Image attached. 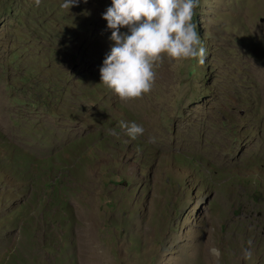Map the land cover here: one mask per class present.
<instances>
[{
  "label": "rangeland",
  "instance_id": "rangeland-1",
  "mask_svg": "<svg viewBox=\"0 0 264 264\" xmlns=\"http://www.w3.org/2000/svg\"><path fill=\"white\" fill-rule=\"evenodd\" d=\"M63 2L0 0V264H264V0H200L205 62L128 102L111 0Z\"/></svg>",
  "mask_w": 264,
  "mask_h": 264
},
{
  "label": "clouds",
  "instance_id": "clouds-1",
  "mask_svg": "<svg viewBox=\"0 0 264 264\" xmlns=\"http://www.w3.org/2000/svg\"><path fill=\"white\" fill-rule=\"evenodd\" d=\"M80 2L88 0H64L61 7L69 9ZM33 3L39 6L41 0ZM199 3L200 0H111L102 15L111 32V45L99 69L100 83L121 101L128 102L151 92L155 67L163 57L203 64L207 49L194 22ZM119 128L132 140L145 131L134 121L121 120ZM109 134L118 135L115 129ZM149 141L154 143L155 137H149ZM248 245L242 253L245 259L252 257L251 240Z\"/></svg>",
  "mask_w": 264,
  "mask_h": 264
}]
</instances>
